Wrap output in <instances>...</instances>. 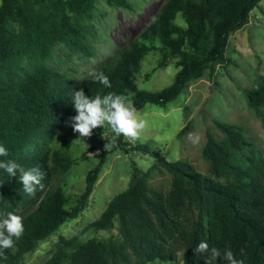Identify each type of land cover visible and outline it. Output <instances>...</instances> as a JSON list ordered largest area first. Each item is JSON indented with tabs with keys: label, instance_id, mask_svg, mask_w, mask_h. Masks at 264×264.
I'll list each match as a JSON object with an SVG mask.
<instances>
[{
	"label": "trees",
	"instance_id": "1",
	"mask_svg": "<svg viewBox=\"0 0 264 264\" xmlns=\"http://www.w3.org/2000/svg\"><path fill=\"white\" fill-rule=\"evenodd\" d=\"M0 145L26 170L39 166L45 177L43 189L24 192L19 179L0 169V213L22 217L24 233L13 249L3 250L0 264H21L38 243L66 222L84 212L104 162L90 170L85 190L73 208H67L63 190L54 187L59 170L73 161L51 148L57 133L77 113L73 90L83 89L94 98L108 93L129 97L138 111L147 104L165 107L178 99L188 85L216 65L228 63L229 37L244 28L264 0H167L155 20L142 34L144 41L158 40L159 48L132 44L115 62L100 69L111 87L78 79L71 72L47 66L53 48L60 44L73 53L92 54L83 43L82 21L95 9L97 0H0ZM111 6L128 8L125 0H107ZM178 16L185 26L177 24ZM158 50L162 65L176 60L180 68L168 88L151 92L137 84L141 63ZM247 104L264 131V79L246 93ZM136 112V113H137ZM218 133H206L201 149L209 163L204 176L188 161L169 162L148 144L132 145L123 135L115 148L129 154L143 152L155 164L142 180L115 196L101 217L71 239L60 237L55 253L44 264H207L209 254L194 249L205 241L223 254L231 250L244 264H264V151L248 158L245 169L234 164L248 148L240 126L214 122ZM186 129L178 137L181 138ZM170 178L158 186L160 177ZM51 188H53L51 190ZM118 225L120 241L90 239L88 230ZM211 264H227L218 257Z\"/></svg>",
	"mask_w": 264,
	"mask_h": 264
},
{
	"label": "rangeland",
	"instance_id": "2",
	"mask_svg": "<svg viewBox=\"0 0 264 264\" xmlns=\"http://www.w3.org/2000/svg\"><path fill=\"white\" fill-rule=\"evenodd\" d=\"M128 8L111 6L107 0H97L91 15L82 21L83 43L92 54L73 53L58 44L53 48L47 66L60 72H71L78 79L88 77L89 70H100L115 62L120 54L132 44L145 43L161 46L158 40L144 41L142 34L150 25L167 0H125ZM1 2V1H0ZM180 26H185L178 16ZM225 66L216 65L213 71H205L199 79L191 82L180 97L165 107L147 104L136 113L145 121L139 138L126 140L132 145L148 144L152 152H159L169 162H190L198 172L207 176L209 163L201 155L206 133H218L214 122L234 124L243 129L248 148L234 164L248 169V158L259 157L264 151V131L260 121L247 104L246 93L259 86L264 79V1L261 9L251 13L249 23L229 37ZM163 57L158 50L149 52L141 63L137 76L140 89L162 91L174 82L180 68L170 59L162 65ZM186 129L181 138L178 134ZM192 133L193 138H189ZM198 142L193 143L196 137ZM66 122L56 136L51 148L60 151L73 163L66 172L59 170L54 187L63 190L67 208H73L85 190L88 172L104 162L90 195L86 209L80 216L66 222L47 239L38 243L34 252L26 255L21 264H44L55 253L60 237L71 239L97 221L111 200L128 187L144 178L155 164L151 155L143 152L124 151L113 147L105 150V144L115 138L107 125L93 129L91 137L84 142ZM76 140V141H74ZM74 141V142H73ZM73 142V143H72ZM170 178L160 177L157 185L167 186ZM53 188H51L52 190ZM102 242L120 241L117 223L100 230H88L81 242L90 239ZM177 264H181V254ZM151 264H174L155 261Z\"/></svg>",
	"mask_w": 264,
	"mask_h": 264
},
{
	"label": "clouds",
	"instance_id": "3",
	"mask_svg": "<svg viewBox=\"0 0 264 264\" xmlns=\"http://www.w3.org/2000/svg\"><path fill=\"white\" fill-rule=\"evenodd\" d=\"M88 76L105 87H111L109 78L102 71L93 68L89 70ZM72 106L77 114L70 117L67 123L74 133L79 134V138L76 140L84 142L85 137H91L93 129L104 128L105 125L111 128L115 137L123 135L136 140L139 138L140 132L145 128V121L137 118V110L133 101L125 95L108 93L92 98L87 96L83 89L73 90ZM193 135L190 133L189 138L192 139ZM198 139L199 137L197 136L193 143L198 142ZM115 143V138L108 141L104 146L105 150L115 146ZM85 145L88 147L86 143ZM8 155L7 148L0 145V157H7ZM0 169L5 170L11 177H16L19 173L23 190L29 195L35 194L37 188H44L42 181L45 177V172L39 166L26 170L13 160H3L0 161ZM23 233L24 225L20 215L13 212L0 213V258L7 259L3 250L13 249L15 247L14 238L18 240ZM194 251L196 254L208 253L207 264L216 261L218 257H222L227 264H244V260L237 259L231 250H226L222 254L216 247L210 248L205 241H201Z\"/></svg>",
	"mask_w": 264,
	"mask_h": 264
}]
</instances>
